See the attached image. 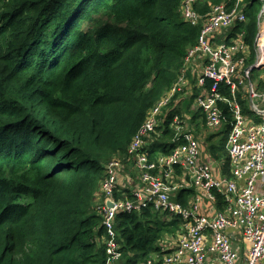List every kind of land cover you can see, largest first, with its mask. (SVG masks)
<instances>
[{
  "label": "trees",
  "instance_id": "1",
  "mask_svg": "<svg viewBox=\"0 0 264 264\" xmlns=\"http://www.w3.org/2000/svg\"><path fill=\"white\" fill-rule=\"evenodd\" d=\"M181 1L0 0V264H105L92 202L105 163L126 153L196 42L200 24L182 20ZM225 1L193 7L204 14ZM259 9L250 0L239 26L250 44ZM254 77L264 88V65ZM219 90L230 97L227 86ZM221 107L224 135L230 111ZM222 141L208 144L214 158ZM165 145L149 158L167 153ZM164 217L151 207L118 213L124 264L150 258L176 235L180 219Z\"/></svg>",
  "mask_w": 264,
  "mask_h": 264
},
{
  "label": "built area",
  "instance_id": "2",
  "mask_svg": "<svg viewBox=\"0 0 264 264\" xmlns=\"http://www.w3.org/2000/svg\"><path fill=\"white\" fill-rule=\"evenodd\" d=\"M194 1L182 0L179 7L182 20L200 24V31L186 49L176 81L147 110L126 153L105 163L98 183L93 209L102 218L104 233L97 241L104 245L105 264H118L122 257L116 216L142 207H151L166 219L177 217L180 224L176 235L163 237L156 254L136 264H260L264 258V91L258 93L251 82L254 70L264 65V0H256L260 9L253 52L239 27L246 20L247 1L213 4L204 14L194 9ZM189 71L195 72L192 86L199 90L194 107L207 129L221 131L226 123L221 104L230 111L228 161H217L218 171L204 158L199 134L183 130L185 120L178 113L169 114L174 138L168 152L150 159L145 148L170 104L178 103L186 92ZM220 85L228 87L230 97L220 92ZM242 91L249 110L237 97ZM127 162L140 184L130 189L132 198L119 185ZM181 190L191 191L186 202L177 196ZM225 228L234 229L233 235ZM239 237L247 244L245 253Z\"/></svg>",
  "mask_w": 264,
  "mask_h": 264
},
{
  "label": "crops",
  "instance_id": "3",
  "mask_svg": "<svg viewBox=\"0 0 264 264\" xmlns=\"http://www.w3.org/2000/svg\"><path fill=\"white\" fill-rule=\"evenodd\" d=\"M245 1H247L250 4V0H245ZM254 35H253V37H254ZM252 41H253V39H252ZM248 44H249L250 50L253 52V42H252V44H250L248 42ZM194 73H195L194 71H189L188 72L189 84H188L187 87H185L186 88V92L185 93H181L180 97L175 102H179L180 107H182L183 109H187V112H188V116H186V119L183 118L185 120V125L183 127V130L191 129L194 132H196L197 134H199V136L201 138L200 145L202 147V150L204 151V158L206 160H209L213 164L214 171H216V170L218 171L217 161L225 159L226 160V164H227V161H228V159H227V150H226V146H225L226 140H227V134L222 135V134H219L220 131H218V130H213L212 131V130L207 129L205 127L204 118L202 117V114L194 107L195 95H197L198 92H199V90L196 87L192 86V84L195 82ZM255 86L259 90H264V88H262V89L259 88L258 81H257V84ZM238 95H239V97L238 96L237 97H238L239 101H243L244 102V108H246V110L247 109L249 110L248 102H247L248 101V96H246V93H244L242 91V96H240V94H238ZM188 103H190L189 107H187ZM177 105L178 104L174 103V102H172L170 104L169 111L167 112V115L164 114L162 116L163 118H160V120H159V122H162V123L159 126H157L155 128V131L151 135H149L148 138L146 139L147 140V142H146L147 145H145V148L149 151V153L153 152L154 150L155 151H160V150L163 151V148L166 147L165 144H171V139L174 138V130L169 127V122L171 120L170 117H169V114L178 113L179 109L177 108ZM167 117H168V121H167ZM162 124L164 126H166L168 129H170V134H167L166 136H165V134H163V132H164L163 129H165V128L162 127ZM209 136H210V139H209V141H207L206 138L209 137ZM222 138H223V141L222 142H218V144L222 143L221 150L218 151V153H217V155L219 157L214 158L210 154V152L208 151L209 150L208 144L212 143V144L215 145L217 143V140L219 141V139H222ZM222 152H224V153L222 154ZM222 155H224V156H222ZM123 158L125 159V157H123ZM133 168L134 167L132 166V164L127 162L125 164V167L122 169L121 175L119 177V185H120V187L127 188L129 193H130V189L132 191L133 189H136V188H138L140 186L139 181H138L139 180L138 179V174H137L136 170L133 169ZM226 172H228L227 168H226ZM190 193H191L190 190H181V191H179L177 193V196L179 198H181L182 202H186V200L188 198V195ZM92 208H94V199H93V202H92ZM101 224H102V222H101ZM224 232L227 233V234L233 235L232 233H234V229L225 228ZM103 233H104V230H103ZM100 236L101 235L96 236V243H99L97 241V238H99ZM238 243L241 244V247H242L241 249L245 253L246 250H247L246 242L242 238L239 237ZM139 261H141V260H138L137 262L132 263V264H136ZM143 261H145V259ZM118 264H124V260H123L122 257H121V259H120ZM260 264H264V258L261 260Z\"/></svg>",
  "mask_w": 264,
  "mask_h": 264
},
{
  "label": "rangeland",
  "instance_id": "4",
  "mask_svg": "<svg viewBox=\"0 0 264 264\" xmlns=\"http://www.w3.org/2000/svg\"><path fill=\"white\" fill-rule=\"evenodd\" d=\"M252 78L253 79H251V82L254 84V85H256L257 84V78H255L254 77V72H253V74H252ZM258 78H263V75H260V77H258ZM264 90H259V89H257V92L258 93H262ZM178 105H177V108L179 109V111H178V114H181V116H182V118H184V119H186V116H188V112H187V109H183L182 107H180V104H179V102L177 103ZM190 106V103H188V105H187V107H189ZM249 107V106H248ZM200 117V116H199ZM203 119V118H202ZM224 152H222V154H223ZM222 156H224V155H222ZM97 190H98V186H97Z\"/></svg>",
  "mask_w": 264,
  "mask_h": 264
}]
</instances>
